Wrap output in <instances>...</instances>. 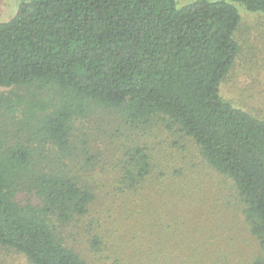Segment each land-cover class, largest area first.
Masks as SVG:
<instances>
[{
    "label": "trees",
    "instance_id": "1",
    "mask_svg": "<svg viewBox=\"0 0 264 264\" xmlns=\"http://www.w3.org/2000/svg\"><path fill=\"white\" fill-rule=\"evenodd\" d=\"M18 1L0 264H264V72L223 93L264 0Z\"/></svg>",
    "mask_w": 264,
    "mask_h": 264
},
{
    "label": "rangeland",
    "instance_id": "2",
    "mask_svg": "<svg viewBox=\"0 0 264 264\" xmlns=\"http://www.w3.org/2000/svg\"><path fill=\"white\" fill-rule=\"evenodd\" d=\"M18 5V0H0V22L12 19L18 10ZM240 12L243 22L238 38L243 46L242 54L231 78L223 87L224 95L231 97L241 94L242 88L246 90V86L252 84V76H259L264 72V17L250 13L241 7ZM263 88L264 85H262ZM262 94L264 95V92ZM235 97L238 99L237 96ZM187 157L191 160L195 159L192 154Z\"/></svg>",
    "mask_w": 264,
    "mask_h": 264
}]
</instances>
